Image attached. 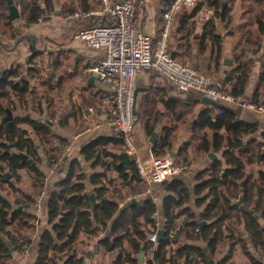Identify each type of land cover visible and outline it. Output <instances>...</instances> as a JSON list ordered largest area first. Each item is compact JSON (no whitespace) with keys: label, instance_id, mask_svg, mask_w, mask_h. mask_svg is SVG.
Instances as JSON below:
<instances>
[{"label":"trees","instance_id":"trees-1","mask_svg":"<svg viewBox=\"0 0 264 264\" xmlns=\"http://www.w3.org/2000/svg\"><path fill=\"white\" fill-rule=\"evenodd\" d=\"M235 1L205 0L204 4L227 25L231 21L230 12ZM20 2L22 14L30 22L36 21L38 12L43 9L35 1ZM201 4L202 2L197 1L196 6L179 20L178 26H182ZM7 9L6 0H0V18L5 17ZM98 18L107 21L90 22ZM87 19L86 25L112 23L107 15H91ZM174 20L175 15L173 24ZM203 21L202 36L208 34L211 42L217 44L216 51L219 53L218 42L221 37L215 34L211 18ZM240 31L241 37L234 51L236 65L225 78L230 82L229 91L235 95H241L244 91L253 64V56H250L249 52L253 48L259 49L264 24L261 18L257 17L255 30L241 28ZM260 68L251 97L256 102L264 101V58ZM21 75L23 74L19 65H15L0 76V100L9 99L11 91L18 98L24 97L29 90V83L25 78L21 80L19 78ZM156 100L158 99L149 90L143 94L136 109L147 133H151L156 124H159ZM160 101L163 102L167 115L172 120H185V117L193 112L192 100L160 97ZM8 112L0 104V264H11L12 252L20 250L22 244L30 242L28 230L30 224L27 223V219L33 217L30 209L34 195L18 188L17 183L20 182L18 170L25 167L32 174L35 191L43 184V173L37 165L40 156L36 145L28 131L18 124L31 125L34 132L39 133L40 138L46 143H50L53 134L45 121L14 115L8 118ZM185 122L186 127L194 135L204 129H210L211 139L208 140L206 134L202 133L199 148L207 150L211 147L215 152L221 151L223 158L214 159L208 168L197 173L200 181L194 186L193 192L199 194L206 190L203 196L195 200L196 205L204 202L202 211L195 214L183 203L189 192L182 177L173 176L163 182L164 188L172 194L162 195L159 201L166 230L164 235L157 239V245L153 246V242L148 241L146 236L149 231L147 224L151 223L150 215L156 205L148 196L136 199L135 202L124 200L126 196L136 198L139 192H143V182L132 160L125 163L121 161V155L117 152L99 150L109 142L120 148L124 144L123 137L118 133H115L116 136L101 135L83 143L80 147L82 159L85 161L93 159L89 164L91 167L100 164L108 168L111 163L121 178V184L128 187L126 194H121L117 187L108 189L101 179L104 171L92 172L88 176V181L92 185L88 191L86 174L80 162L73 159L64 177L53 184L46 196V217L49 227L40 234L34 264H85L86 253L78 254L74 245L79 237L86 241L100 237L93 250L101 247L104 252H111L112 264H136V259L129 253H122V244L125 240L136 252L140 248L154 247V256L148 264H164L166 258L162 249L171 242V239L175 240L174 237H169V230L183 232L186 240L204 241V246L194 243L177 245V257H182L185 264H196V255L201 257L203 264H209L208 258L221 250L224 238L228 237L230 239L228 252L216 263L223 264L232 254L234 244L241 238L239 237L241 233L247 236L254 248L261 250L259 257H255L247 250V246L243 247L251 264H264V170L259 168L254 178L252 170L249 172L245 170V164L264 163V131L259 133V137L254 136L257 131L255 122L239 118L234 108L221 107L219 113H214V107L210 104L196 111ZM173 126L161 127L158 137L152 142L153 154H162L165 151L164 147L170 145V132ZM20 152H24L29 161H22ZM100 154L111 156V162L104 161ZM77 170H83L84 173H77ZM6 173L10 175L8 179L5 177ZM3 190L7 195L9 191L16 192V196L10 194L9 197L4 196L1 193ZM90 193H93V199L89 197ZM240 198L241 203L237 207L234 200ZM117 200L123 201L121 207ZM180 213H184L185 217L182 224L177 225L174 218ZM200 219L205 221L203 225H199ZM224 219L226 223H223ZM172 262L175 264V261Z\"/></svg>","mask_w":264,"mask_h":264},{"label":"crops","instance_id":"crops-1","mask_svg":"<svg viewBox=\"0 0 264 264\" xmlns=\"http://www.w3.org/2000/svg\"><path fill=\"white\" fill-rule=\"evenodd\" d=\"M15 1L16 0H13V3H15ZM28 1H35L43 9V11H41L43 12V15L40 19H38L37 14V20L30 22L22 14V8L18 10L19 14L16 17L10 18L8 14L9 10L7 9L5 17L0 18V76L15 65H19L22 74L24 75H21L19 78L21 80L24 78L28 80L29 90L22 98H18L11 91L9 93L10 98L1 99L0 104L7 109L12 116L30 117L44 121L40 116L41 114H39V89L47 93V95H43L44 98L42 97L40 99V104L43 108L41 109L42 114L46 113V110L51 112V118L45 120L52 130V141L55 143L60 140L61 142H70L71 144V148L66 152L61 167L49 175V187L47 192L50 191L56 181L64 177L71 161L77 159L86 174L85 182L88 191L92 186L88 181V176L92 172L104 171V175L101 179L108 189L117 187L120 189L121 194H126L128 187L121 184V178L111 163L108 165V168L100 164H94L93 167H91L89 164L93 159L85 161L82 159L80 153V147L84 142L95 139L101 135L116 136L115 133H117V131L111 127L100 126L90 129L85 137L81 136L82 134L77 137L75 136L77 130L84 122L88 121L89 123H92L93 120L97 119V115L100 113V110L98 109V97L103 90V87L94 76L91 75L86 77L83 74V69L92 67L96 64L99 58V53L90 49L82 41L74 37L77 30L83 25H86L88 22L87 18L91 15H95L91 14L84 18H67V15L77 9H94L98 6L99 0ZM170 1L171 0H141L138 6L136 13L138 25L154 39H156L159 34L162 11ZM195 6L196 5L183 6L176 12L174 26L168 37L170 51L175 58L183 63L191 61L196 63L201 71L212 77L217 86L226 89V75L236 65L234 51L241 37L240 30L241 28L255 30L257 27V17H260L264 24V0H236L230 12L231 21L227 25L219 16L214 15V13L207 17L211 18L213 21L215 34L221 37L218 42L220 46L219 53L216 51L217 44L211 42L212 39L209 38L208 34L202 36L204 31L203 20L206 18H193V14L182 26H178L179 20L184 17V14L190 12ZM94 21L102 22L107 20L98 18L93 19L90 22L93 23ZM249 54L250 56H253V64L244 91L241 94L247 99L252 97L257 84L258 74L261 69V61L264 58V32L260 35L259 49L257 50L253 48ZM47 69L50 70L48 73ZM136 82L137 89L135 105L141 101L143 94L149 90L154 94V97L158 99L156 100L155 105L159 112V124H156L155 129L151 133H147L143 127V121L137 119L130 132L132 141L137 148L138 153L142 157H147L149 149L152 150L153 140L159 135L158 126H171L172 123L170 122L171 118L167 115L163 102L160 101V97H163V99L169 97H181L185 100H192L194 101L192 106L193 113L203 108L207 103L203 101L202 96L198 91H184L177 89L165 78L150 70H141L137 75ZM30 91L32 95L38 93L37 100H29L28 94ZM25 103L28 109L27 111L22 112L20 104L25 106ZM46 105L47 107L45 108ZM233 108L239 118L245 119L249 122H255L257 131L254 136L259 137V133L264 131V113L253 112L238 106ZM14 109L15 114L13 113ZM186 124L187 122H184L183 125L179 122L175 123L173 127L176 128L179 125H182L181 127L183 130H180V135L175 137L172 141L170 140V145L164 147L165 151L163 153L174 151L182 152L183 150L177 148L179 145H176L177 140L180 138L182 142L188 141L190 137H196L198 142H200L202 133H205L208 140L211 139L212 131L210 129H204L201 133L194 135L187 127L185 128ZM18 125L25 128L32 139L33 135L36 137L39 136V133L34 132L31 125L27 123H20ZM153 132H156L157 136L151 139ZM71 141H73L74 147ZM34 143L38 155L40 156V161L37 165L42 173L46 174L49 160L50 157L53 156V152L48 149L45 151L43 148L39 147L36 142ZM64 145L65 144L59 145L55 150L61 149ZM174 147L176 148L174 149ZM73 148H75V150ZM102 149L110 152H114L115 149H117L118 151L116 150L115 152L118 154L123 151L117 148L116 144L111 142L105 144L99 150L101 151ZM200 151H202L201 154H203L204 157L196 155L198 159L194 161L193 157L190 156L186 161V169L179 175L175 176L182 177L185 180L189 196L183 203L189 206L195 214L202 211L205 206L204 202H201L200 205H196L195 200L197 197L203 196L206 191L202 190L199 194L193 192L194 186L200 181L197 177V173L204 168H208L214 159L223 160L221 151L215 152L211 147L207 150L201 149ZM212 153L214 154L213 157L210 156ZM69 155L70 158L67 159ZM100 155V158L104 161L111 162V156ZM84 164H87V167H84ZM259 168L264 170V163L257 164L256 162H253L245 164L246 172L252 170L253 178L257 175ZM83 170H77V173H82ZM18 173L21 174L20 183H17L18 188L36 196L37 192L32 185V174L25 167L20 168ZM9 177L10 175L6 177V179ZM5 190L1 192L4 196L6 195L9 197V194L11 196H16V192L9 191V194L7 195ZM151 190L153 193L158 194L160 199L162 195L172 194L164 188L162 183L153 184ZM145 196L146 194H144V192H139L136 198L126 196L124 200L130 201L134 199L135 202L136 199H141ZM240 200L241 198L234 200L237 207H239V204L241 203ZM117 201L119 207H121L123 201ZM43 205L44 206L37 215L38 223L30 225L28 228L30 231L29 252L26 255H21L17 251L12 252V259H14V262L17 264H34L40 234L44 229L49 227L47 223L45 203ZM31 210L32 207L30 211ZM177 210L178 209H176V211ZM184 217L185 214L180 213L174 218V222L177 225H181ZM223 223H226V219L223 220ZM183 235V232L180 233V231L173 230V237L175 240L171 239V242L162 249L164 257L166 258L164 264H173L172 261H175V264H185L182 257H177L178 252H176V247L178 244L179 246H182L184 243H194L195 245L204 246V241L202 239L190 241L186 240ZM235 235L238 234L235 233ZM239 237H241L242 240L239 238V240L235 242L232 254L223 264H251L249 256L243 250L244 246H247V250L253 256L259 257L257 249L250 244L247 236L244 233H241ZM99 238L100 237H96L90 241H86L79 237L74 242L78 254L82 252L86 253L84 260L85 264H112L113 255L110 254L111 252H104L101 247L98 250H93ZM84 243L86 244L85 250L80 251ZM229 244L230 239L225 237L221 250L208 258L209 264H216L222 259V257L228 252ZM156 245L157 242H153V246ZM126 252L136 259V264L140 263L139 257L142 256L143 263L141 262V264H144L147 259L149 260L154 256V247L140 248L136 252L131 249L129 242L125 240L122 244V253L124 254Z\"/></svg>","mask_w":264,"mask_h":264},{"label":"built area","instance_id":"built-area-1","mask_svg":"<svg viewBox=\"0 0 264 264\" xmlns=\"http://www.w3.org/2000/svg\"><path fill=\"white\" fill-rule=\"evenodd\" d=\"M197 1L202 4L193 18H207L213 13V10L204 4L205 0H171L162 11L161 26L156 39L138 25L136 13L141 0H99L98 6L94 9H77L67 15V18H84L91 14L107 15L112 20V23L105 25H83L74 35L87 47L99 53L96 64L83 69V74L86 77L94 76L103 87L98 97L100 113L97 119H91L92 123L78 131L75 136L100 126L123 132L125 151L136 165L141 181L147 184L144 194L156 205L150 215L151 223L146 236L150 242L157 241L158 229L166 230L165 220L159 207L160 197L152 192L151 186L179 175L187 165L183 161L182 152L174 151L155 155L149 149L147 157H142L132 142L130 132L138 119L135 105L138 73L143 69L154 71L177 89L198 91L201 96L231 108L238 106L253 112L264 113V101L256 102L251 98L232 94L228 90L229 81H226V89H223L215 84L211 76L179 61L172 55L168 37L174 15L181 7L196 5ZM14 5L17 10L22 8L20 0H16ZM42 15L43 13L39 12L38 19ZM211 106L214 107V113L221 111V107ZM70 148L71 144L68 143L53 152L48 171L43 174V184L34 196L30 211L33 217L27 219L28 224L38 223L37 215L46 203L48 194V177L61 167L66 152ZM168 235L172 238L173 230H169ZM21 250V255H26L30 250L29 244H22ZM257 253L260 254L261 250L257 249ZM191 254L194 255L193 252ZM149 260L147 259L144 264H148ZM196 261V264H203L199 255H196Z\"/></svg>","mask_w":264,"mask_h":264},{"label":"rangeland","instance_id":"rangeland-1","mask_svg":"<svg viewBox=\"0 0 264 264\" xmlns=\"http://www.w3.org/2000/svg\"><path fill=\"white\" fill-rule=\"evenodd\" d=\"M10 44H12V43H10ZM182 62V61H181ZM187 64H189L190 66H192V67H194L196 70H198V71H201V69L196 65V63H194L193 61H191V62H187ZM50 70L49 69H47V73L49 72ZM203 72V71H202ZM208 75V74H207ZM209 76V75H208ZM43 95H47V93L45 92V91H42L41 89H39V114H41L40 116H41V118H43L44 119V121L46 122V120L45 119H50L51 118V112H49L48 110H46V113H44V114H42L41 113V109H43L42 108V105L40 104V99L43 97L44 98V96ZM28 98H29V100L31 101V99H36L37 100V98H38V93H35V94H33L32 95V93H31V91H30V93L28 94ZM45 101V100H44ZM46 102V101H45ZM24 103V102H23ZM20 106H21V111L22 112H25V111H27V105H26V103H25V106L24 105H21L20 104ZM47 107V105L45 106V108ZM137 107H138V104L136 105V109H137ZM36 109V108H35ZM14 111H15V109L13 110V113H14ZM15 114V113H14ZM194 113L192 112V114L191 115H187L186 117H185V120H182V121H177V120H170V122H172L171 123V126H173V123H176V122H179V123H181L182 125H183V123L187 120V119H189L192 115H193ZM40 119V118H39ZM138 120H139V117H138ZM160 121H161V119H160ZM174 121V122H173ZM91 124V122L89 123L88 121H86V122H84L80 127H79V129L77 130V132L78 131H80L81 129L83 130L86 126H88V125H90ZM182 125H179L178 127H174L173 129H172V131L170 132V137H171V141L175 138V137H177L178 135H180L181 134V132H180V130H183V128L181 127ZM158 128H159V132L161 131V126L159 125L158 126ZM185 128H186V126H185ZM87 132H85V133H83L81 136H83V137H85V136H87ZM39 135V134H38ZM53 135V134H52ZM130 138H131V134H130ZM33 139H34V142H36L38 145H39V147H41V148H43L44 150H46L47 151V149L49 150V151H52V152H54V150L55 149H57L58 147H59V145H63V144H68V143H70V142H61L60 140H58L57 142H53L52 141V137L50 138V143H46L45 141H43L41 138H40V136H38V137H36L35 135H33ZM56 140V139H55ZM131 140H132V138H131ZM52 141V142H51ZM133 142V141H132ZM71 143H72V145H73V141H71ZM177 144L176 145H179V147H177V148H180V149H182L183 151H182V157H183V161H184V163L186 164V161H187V158H189L190 156H192L193 157V160L194 161H196V159H198V157H196V155H198V156H203L204 157V155L203 154H201L202 153V151H200L201 149H199V147H198V145L200 144V142H198V139L196 138V137H190L189 138V140L188 141H182L181 142V138L179 139V140H177V142H176ZM64 145V146H65ZM63 146V147H64ZM73 147H74V145H73ZM119 148V147H118ZM176 147H174V149H175ZM74 150H75V148H73ZM72 149V150H73ZM120 150H123V151H125V145L123 144V146H121L120 148H119ZM39 150V149H38ZM71 150V151H72ZM117 149H115V151H116ZM118 151V150H117ZM48 153V152H47ZM187 155V156H186ZM52 158V157H51ZM51 158H50V160H51ZM70 158V155L68 156V158L67 159H69ZM26 160H28V158L27 157H25V159L23 160V161H26ZM50 160H49V162H50ZM48 162V161H47ZM49 165V164H48ZM87 164H84V167H87L86 166ZM49 167V166H48ZM48 171V170H47ZM46 171V172H47ZM21 175V174H20ZM20 183V182H19ZM18 183V184H19ZM143 186H144V190L146 189V187H147V184L146 183H143ZM153 186V185H152ZM152 186H151V188H152ZM39 189V188H38ZM38 189H37V191H38ZM144 190H143V192H144ZM36 191V192H37ZM142 192V193H143ZM147 227H149V224H147ZM85 243L83 244V246H82V248H81V250L80 251H83V250H85ZM19 254H21V252H22V250L20 249H18V250H16ZM109 258V257H108ZM14 262V259H12V263Z\"/></svg>","mask_w":264,"mask_h":264},{"label":"water","instance_id":"water-1","mask_svg":"<svg viewBox=\"0 0 264 264\" xmlns=\"http://www.w3.org/2000/svg\"><path fill=\"white\" fill-rule=\"evenodd\" d=\"M6 2H7V4H8V10H9L8 14H9V17H10V18H13V17L18 16L19 13H18V10L16 9V7H15V5H14V3H13V0H6ZM202 99H203V101H204L205 103L210 104V105H216V106H219V107L231 108V107H228V106L222 105V104H220V103H218V102H216V101H214V100H212V99H210V98H208V97H203V96H202ZM10 115H11V113L8 112L7 117L9 118ZM117 133H118L120 136H123V132H122V131H117ZM152 135H153V136H152L151 139H153V137L157 136V133H156V132H153ZM120 155H121V158H122V162L128 163V162L130 161V156L127 154L126 151H122V152L120 153ZM213 155H214V154L212 153L210 156L213 157ZM19 156L22 158V161H23L27 155H26L24 152H20V153H19ZM28 161H29V159H28ZM8 176H9V174L6 173V174H5V177H8ZM89 197H90L91 199H93V193H90V194H89ZM131 202H134V199H132ZM204 223H205L204 220H200V221H199V225H203ZM164 233H165V230H164V229H158V231H157V238L159 239L160 237H162V236L164 235ZM142 261H143V258H142V256H140V257H139V262H140L139 264H141Z\"/></svg>","mask_w":264,"mask_h":264}]
</instances>
